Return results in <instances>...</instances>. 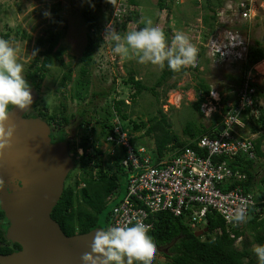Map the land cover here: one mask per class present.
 I'll return each mask as SVG.
<instances>
[{
	"label": "trees",
	"instance_id": "trees-1",
	"mask_svg": "<svg viewBox=\"0 0 264 264\" xmlns=\"http://www.w3.org/2000/svg\"><path fill=\"white\" fill-rule=\"evenodd\" d=\"M126 1L128 2L126 6L121 5L127 8L126 10H122L123 12L121 14L110 15V19L108 18L111 25L115 24V21L119 19V26L123 31L127 28L126 22L133 19V16L137 13L136 11H138L136 9V6L138 7L136 0ZM170 1L172 2V0H157L158 11L161 12L162 9H166V12L169 13L171 5H177L170 4ZM205 1V8L211 9L212 12L215 8L214 3L220 2L218 0H215V2L211 0ZM95 3L98 4L99 1L97 0ZM114 4H116L115 1ZM93 12L94 10L91 11L83 8L80 15L83 17L86 26V43L78 58V76L71 86L73 90L71 97L76 101H82L87 97L90 75L89 68L95 63L94 56L97 46L105 39L102 36V31H106V29L98 19L97 14ZM213 14H210V16L206 14L202 17L205 23L210 19V22L206 26L207 33L212 32L214 24L218 23L216 19L214 20ZM122 15L126 16L122 18ZM54 17H59L57 11L54 12ZM144 27L147 26L140 25L136 30L143 29ZM111 28L113 27L111 26ZM8 37V32H0L1 39L8 40ZM24 37L30 40L29 35H24ZM59 40L60 34L49 31V29L45 31V35H40L34 39L33 50L36 51V54H33L32 61L29 63L27 70H25L24 76L28 83L36 89L37 94H39L41 81L50 72L52 66L55 63L63 64L62 55L64 48L61 46L57 47ZM249 50L248 61L251 65L258 64L264 60V40L262 43L255 40ZM202 54L203 52H197L195 63L188 67H182L179 71L171 70L168 68L167 62H165L159 78L152 86V94L157 98L156 88L165 83L169 77L174 76L177 72L186 73L197 70V62ZM63 67L65 66L63 65ZM248 67H250L248 64H242L243 72L238 83L243 81L245 71ZM71 80L72 68L69 67L60 76L58 82L59 89L65 88L68 81ZM123 84L131 85L136 91L143 89L135 73L129 70L128 77L125 80L123 79ZM255 85L258 87V93L262 94L263 91L260 86L257 83ZM175 86V82L170 85L172 88ZM195 88L197 92L199 91L202 94L192 103V107L196 113L202 116L200 105L204 99V95H208L210 86L200 78ZM95 95L96 93L94 92L93 96ZM60 105V116H56L55 114L48 115L46 111L37 108V100L31 110L36 111L35 115L49 125L55 134V139H65L71 150L70 153L74 161V167L68 173L60 198L50 213L51 218L58 223L62 232L66 236H71L74 234H83L94 228H98L99 216L105 208L110 205V212L112 207L118 205L124 199L131 173L127 171V167L123 163L126 158L127 148L116 142L118 135L114 132L115 123L113 119H110L113 116L111 111L104 109L107 114L98 119L101 122L100 130L94 128L90 119L83 118L85 114L83 115L84 111H82L79 114L81 119L78 122V128L81 125H85L87 132L85 130L82 136L79 134V137H76V139L75 137L70 139V132L66 130V126L70 123V117L66 115L64 104L61 102ZM124 105L121 99H113L112 101V108L121 117L126 118V114L121 113ZM157 111L160 118L155 123L150 124L153 120H156L155 117L154 119L149 118L140 122L131 120L132 128L129 129V127L123 126L122 129L126 131L131 146L135 150L138 147H144L146 153L143 158L147 157L148 164L158 168L162 166L161 161L163 159L170 158L174 153H178L184 147H193L192 139L204 133L210 134L222 121L220 114L213 113L208 119L210 121L208 128L202 127L203 125L201 126L200 123L196 125L192 122H187L184 133L190 139L182 140L179 135L170 129V123L165 118L162 110L159 108ZM30 115L33 116L34 114L32 113ZM263 116L264 111L261 109L255 120H249L251 122L250 130L252 132L257 131L259 128L264 129ZM143 128H146L144 133L153 139V146H146L139 143L140 138H138L139 136L134 131H139ZM238 130L241 129L238 128ZM263 137L264 134H261L255 140V152L258 156L264 155V152L260 149ZM103 143H106L108 148H110L108 149L109 155L107 160H104L102 157L104 151L102 147ZM79 148L83 150L82 154H78ZM140 161L143 162L142 159ZM233 163L248 175V179L244 185L247 189L253 182V174L251 172L253 162L244 158H236ZM230 165L232 166L231 163ZM137 203L142 206L141 202ZM255 207L258 208L257 211H254ZM248 210L247 222L235 225L233 223L226 224L225 220L216 212L207 213L208 232H204L198 237L194 235L193 230L183 223L182 217H176L168 212L161 211L150 216V220L153 222V229L150 231V235L156 242L157 248L158 245H170L169 251L171 253L167 254L163 252L166 255L165 257L169 259V262L167 261L168 264H259L255 253L251 254L248 249H239L235 246L237 239L244 234L245 229L254 231L256 234L254 235V240L259 245H264V202L250 205ZM109 212L107 223L109 221ZM8 226L9 222L5 219L4 212L0 207V259L20 249V245L17 242L11 241L8 238ZM215 229H217V232L213 233ZM135 264H139V262H135Z\"/></svg>",
	"mask_w": 264,
	"mask_h": 264
},
{
	"label": "rangeland",
	"instance_id": "rangeland-1",
	"mask_svg": "<svg viewBox=\"0 0 264 264\" xmlns=\"http://www.w3.org/2000/svg\"><path fill=\"white\" fill-rule=\"evenodd\" d=\"M96 1L92 0L90 3L87 0H0V32L9 33L8 41L16 48L18 61L23 65L24 72L33 58L34 39L40 35H45L47 29L60 34L57 47L64 48L63 64L55 63L41 81L37 108L46 111L48 115L60 116L59 109H61L60 104L62 102L66 109V115L70 117V123L66 126V130L70 132V139L73 137L76 139L79 134L82 136L85 130L87 132L85 125L78 128V122L81 119L79 114L82 111H84L83 115L85 114L83 118L90 119L94 128L100 130L101 122L98 119L107 114L104 109L112 112V118L109 115L111 120L113 119L114 122H119L122 126L131 129V120L140 122L155 117L156 120L150 124L155 123L160 118L157 111L160 108L170 123V129L182 140L190 139L184 133L187 122L196 125L200 123L201 126L203 125L202 127L208 128L210 121L207 120V116L199 115L192 107V103L202 94L197 92L195 86L202 78L211 89H217L224 96L230 90V94L226 95L229 96L226 99L229 102L234 98L231 90L237 89L243 72L242 64L245 62L231 63L211 55L208 46H212L216 42L208 39L209 33L206 32V26L210 19L205 23L202 18L206 14L210 16L212 11L205 8L206 1L182 0L181 4L171 8L170 15L167 16L166 11L161 13L158 11L157 0H136L138 11H136L133 19L126 22L127 30L125 31L120 28L119 19L111 25L108 18L110 15L121 14L123 11L117 6L119 4L125 6L128 4L126 0H114L116 2L114 5L106 2V0H98V4L95 3ZM256 4L255 9L258 8V11L254 13L249 25H246L247 22H242L240 23L241 27H237L241 32L247 31L249 33L252 44L255 40L259 43L264 40V6L260 7L264 1L258 0ZM83 8L94 10L93 13L97 14L106 30L109 31V27L112 26L110 31H115L121 36L135 31L140 25L149 26L148 22L150 21V26L158 27L164 32L170 48L174 47L175 34L182 32L197 47L198 52H203L197 62V70L186 73L177 72L174 76L169 77L165 83L156 88L158 95L156 98L152 94V86L159 78L162 68L151 63H139L135 56L125 58L117 55L113 51L114 42L107 38L97 46L94 56L95 63L89 68L87 97L82 101H76L71 97L73 92L71 86L78 76V58L86 43V26L83 17L80 16ZM55 11L59 13V17H54ZM45 13H50V15H45ZM125 16L123 15L122 18ZM216 29L213 27V30L216 31ZM105 34L106 31H102L104 38ZM24 35H29L30 40ZM229 42L230 39L226 40L223 43L224 46L227 47ZM258 64L255 65V68ZM69 67L72 68V80L68 81L65 88L59 89L60 76ZM128 70L135 73L143 89L136 91L131 85L123 84V79L128 77ZM254 74H256V82L263 91L261 96L257 95V100L264 107V75L258 73L256 69ZM174 82L176 86L170 87ZM94 92L96 93L95 96H93ZM113 99L123 100L125 105L122 107L121 113L126 114V118L121 117L112 108ZM145 129L134 131V133L139 136V143L153 146V139L144 133ZM243 133L249 134L248 128ZM102 147L104 150L102 157L107 160L108 149L110 148L106 143H103ZM70 151L69 147V154L71 155ZM110 207V205L107 206L99 216L98 229H106ZM254 235H256L254 231L245 229L244 234L237 239L235 246L239 249L246 248L253 254L254 247L260 246L254 240ZM157 249L153 264H168V257H165L166 255L162 250Z\"/></svg>",
	"mask_w": 264,
	"mask_h": 264
},
{
	"label": "built area",
	"instance_id": "built-area-1",
	"mask_svg": "<svg viewBox=\"0 0 264 264\" xmlns=\"http://www.w3.org/2000/svg\"><path fill=\"white\" fill-rule=\"evenodd\" d=\"M181 1L172 0L170 4H181ZM220 1L223 3L217 9V15L223 23L237 24L242 20L250 21L258 11V8L255 9L258 0ZM260 7H263V4ZM165 10L162 9V12ZM218 28L212 38L213 42L221 32L231 33L230 30L221 31ZM230 39L232 40V36ZM233 44L234 42L230 41V45ZM210 51L213 57L219 52L218 57L221 60L229 59V54L234 55L239 52L232 47L224 49L215 47V44L210 46ZM253 69H256L255 66L245 71L244 79L237 88L236 106L229 102L224 104L227 108L229 103V107L221 113L223 129L215 130L210 134L204 133L192 139L193 147H184L170 158L163 159L159 168L148 164L147 157L143 158L146 153L145 148L141 146L135 150L121 123L114 122V132L118 135L116 142L127 148L123 163L131 175L124 199L110 210L107 228L123 227L128 225L129 221L134 222V218H141L144 223L150 225L151 231L153 222L150 216L161 211L182 217V220L190 221L192 227L197 229L203 228V223H207L206 215L210 212H216L226 224H229L233 223L229 218L237 209L245 208L247 216L250 205L264 202V166H262L264 164L262 163V168L260 167L254 174L252 185L246 189L244 185L247 175L233 163L236 158L257 159L254 138L246 136L245 140L237 139L238 134L242 135L238 132V128L246 125L242 113L247 108L252 109L255 104L256 86ZM211 104L210 101L203 103L202 106L207 107L205 112L211 108ZM252 112L256 115L254 108ZM247 119L249 116L245 118ZM235 121H239L240 124H236ZM226 130L227 134H225ZM141 159L143 162L140 161ZM257 194L260 198H256ZM137 202H141L142 206ZM216 230L214 233L217 232Z\"/></svg>",
	"mask_w": 264,
	"mask_h": 264
},
{
	"label": "clouds",
	"instance_id": "clouds-1",
	"mask_svg": "<svg viewBox=\"0 0 264 264\" xmlns=\"http://www.w3.org/2000/svg\"><path fill=\"white\" fill-rule=\"evenodd\" d=\"M211 1L215 2L214 0ZM89 2L91 3V0H89ZM106 2L114 5V0H106ZM126 3L128 2L126 1ZM222 3L223 2L221 1L215 2L214 11H211V15L214 13V20L216 19L219 22L223 21L219 19L217 15V9L222 6ZM126 5L127 4H125V6ZM92 6L94 7V5ZM117 7L123 11L127 9L122 7L120 4ZM171 8L174 7L171 5L170 10ZM45 15H50V13H45ZM169 15L170 12H167V16ZM242 22H247L246 25H249L250 23V21L242 20L237 24ZM148 23L149 26L140 30L128 32L123 36L116 33L115 31H110L111 27H109V31L106 30L105 39L110 38L114 42V53L125 58H131L132 56H135L137 57L139 63H151L163 68L165 66V62H167L168 68L173 71H179L182 67H186L195 63V57L198 49L190 42L189 38L185 34L182 32H177L173 41L174 47L170 48L168 46L164 32L158 27L150 26V21ZM232 26L235 28L233 29ZM214 27H219L218 29L221 31L230 30L231 32L220 33L217 40L214 41L216 42L215 45H217V47H221V45L226 40H229L232 36V40L230 39V41L234 42V44L230 45L229 42L228 48L232 47L236 51H239L238 54H229V59L226 60L231 63L245 62L250 66L247 69L252 68L255 64L251 65L249 63L248 56L250 51L249 49L253 44L250 42L249 33L247 31L241 32V30L237 28L241 27V24L236 27V24L230 23L228 28H224L216 23L214 24ZM125 30H127V28ZM214 33L215 30L212 29V32H210L208 35V39L212 40ZM208 50H210V46H208ZM33 54H36V51H34ZM216 54L219 56V52ZM230 58L232 60H230ZM253 71L255 72L254 69ZM23 73L24 68L23 65L18 61L16 48L8 40L0 39V157H3L5 149L12 146V140L16 131L15 124L10 123V106L14 107L15 109L24 110L33 104L31 87ZM255 83H257L256 80L254 85ZM240 84L241 83H238V87ZM212 91H214V89H212ZM233 94L235 97L236 92ZM257 95L261 96L262 94L258 93V87L256 86L254 95L255 104L253 106L254 110L256 111V115H254L252 112L253 108H247L246 111L242 113V119L245 120L247 116H249V119L245 120L246 125L245 127L241 128V134H243V132H245V130L248 128L249 134H255L256 137L259 138L261 135V128L252 132L250 130L251 122L249 121L256 118L261 109L264 110V107L261 106L257 100ZM228 97L229 96L222 95L220 92L216 93V98L207 97V95H204V99L200 105L201 111L203 110L204 106L202 105L204 102H212L211 108H209L206 113L205 111L202 112L207 115V120L213 114V107L218 108V114L220 115L226 111L224 104L227 103L228 100L226 101V99H228ZM205 108L207 107H204V109ZM235 123L240 124L239 121H235ZM218 125L219 126H217L215 130L221 131L218 130V128L222 126V124L219 123ZM215 130H213V133ZM225 134H227V130L225 131ZM257 138L254 139V143ZM260 149L264 152V143L260 145ZM82 153L83 150L79 148L78 154ZM256 156V160H251L253 162V166L251 168L253 178L254 174H256L257 170L261 167L262 159L264 158V155L258 156L257 153ZM4 188H6V182L3 178H0V190H3ZM229 219L234 224L247 222L246 209L243 207L237 209L234 215H232ZM90 248L91 251L84 253L81 257L83 264H135V262H139V264H153L158 251L156 242L150 235V225L144 223L143 219L141 218H134V222L129 221L128 225L123 227L111 226L108 228L106 227V229H98L94 236H92ZM253 251L258 259L259 264H264V245L254 247Z\"/></svg>",
	"mask_w": 264,
	"mask_h": 264
},
{
	"label": "water",
	"instance_id": "water-1",
	"mask_svg": "<svg viewBox=\"0 0 264 264\" xmlns=\"http://www.w3.org/2000/svg\"><path fill=\"white\" fill-rule=\"evenodd\" d=\"M30 87L34 104L38 94ZM32 105L24 110L10 106V123L16 131L12 146L0 157V178L6 182L0 190V207L9 222L7 236L20 249L0 259V264H83L81 257L91 251L98 229L66 236L51 218L74 161L65 139L51 142V130L44 120L24 117Z\"/></svg>",
	"mask_w": 264,
	"mask_h": 264
},
{
	"label": "bare ground",
	"instance_id": "bare-ground-1",
	"mask_svg": "<svg viewBox=\"0 0 264 264\" xmlns=\"http://www.w3.org/2000/svg\"><path fill=\"white\" fill-rule=\"evenodd\" d=\"M218 23H219V25L221 26V27H224V28H228L229 26H230V23H223V22H219L218 21ZM240 24H236V27L237 26H239ZM232 28L234 29L235 27L234 26H232ZM228 47V46H227ZM221 48H226L225 46H224V44H222L221 45ZM256 65V64H255ZM254 65V66H255ZM256 70L258 71V73H260V74H262V75H264V60H262L261 61V63H259L257 66H256ZM256 75V74H255ZM254 75V81H255V76ZM253 84V83H252ZM233 93H235L236 91H237V89L236 90H231ZM216 93H218V90L217 89H214V91H212V89L210 88V90H209V93H208V95H207V97H212V98H216ZM230 94V90H229V92H227V94H225V95H229ZM215 95V96H214ZM229 103L231 104V105H233V106H236V103H237V99H236V96L232 99V100H229ZM228 103V104H229ZM228 104H227V109H228ZM206 106H208V105H206ZM214 108V111H212V113H219V111H218V108H216V107H213ZM205 109H203L202 110V112L204 111ZM206 113V112H205ZM205 113H202V116L203 117H205ZM207 116V115H206ZM256 118H254V120H255ZM241 129V128H240ZM238 132H242L241 130H238ZM260 133L261 134H264V129H260ZM251 136V137H253L254 139L255 138H257L255 135H253V134H246V133H243L242 135H240V134H238V138L237 139H239V140H245L246 138V136ZM263 140H264V137L262 138V143H264L263 142ZM16 144H18V146L20 147V148H22L21 147V143H19V142H17ZM263 152V151H262ZM262 163L264 164V159H263V161H262ZM72 170V169H71ZM70 170V171H71ZM69 171V172H70ZM257 198H258V196H257ZM252 209H253V207H252ZM258 210V208L257 207H255L254 208V211H257ZM155 213H158V212H155ZM152 215V214H151ZM148 216V215H147ZM183 221V223L185 224V225H187L191 230H193L194 231V233L195 232H208V223H203V228H201V229H197V228H193L192 227V225H191V222L190 221H184V220H182ZM108 224H109V222L107 223V226H108ZM205 228H207V231H204V229ZM98 229V228H97Z\"/></svg>",
	"mask_w": 264,
	"mask_h": 264
},
{
	"label": "flooded vegetation",
	"instance_id": "flooded-vegetation-1",
	"mask_svg": "<svg viewBox=\"0 0 264 264\" xmlns=\"http://www.w3.org/2000/svg\"><path fill=\"white\" fill-rule=\"evenodd\" d=\"M1 39V38H0ZM31 85V84H30ZM33 106V105H32ZM32 109V107L27 111V113L24 115V117H30V116H32V115H30V114H34L33 116H36L35 115V113H36V111H34V110H31ZM50 130H51V128H50ZM53 130H51L50 131V137H51V142H57V140L55 139V134L52 132ZM60 139H63V138H60ZM59 140V139H58ZM66 143H67V141H66ZM67 149H68V152H69V146L67 145ZM6 243V242H5ZM158 248L160 249V250H162L163 252H165V253H167V254H170L171 252L169 251V249H170V245H158Z\"/></svg>",
	"mask_w": 264,
	"mask_h": 264
},
{
	"label": "crops",
	"instance_id": "crops-1",
	"mask_svg": "<svg viewBox=\"0 0 264 264\" xmlns=\"http://www.w3.org/2000/svg\"><path fill=\"white\" fill-rule=\"evenodd\" d=\"M256 167V166H255Z\"/></svg>",
	"mask_w": 264,
	"mask_h": 264
}]
</instances>
